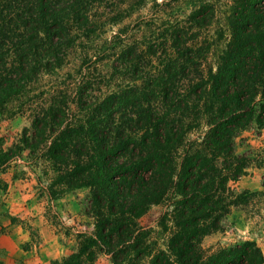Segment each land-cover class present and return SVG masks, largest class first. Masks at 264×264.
I'll return each mask as SVG.
<instances>
[{"label": "trees", "instance_id": "1", "mask_svg": "<svg viewBox=\"0 0 264 264\" xmlns=\"http://www.w3.org/2000/svg\"><path fill=\"white\" fill-rule=\"evenodd\" d=\"M106 1L0 0V113L61 69L72 48L93 41L99 26L91 12ZM214 11L196 2L163 41H120L114 74L133 76L103 95L92 92L86 52L79 75H71L73 96L46 91L31 128L0 149V167L26 154L34 172L49 176L53 199L90 189L94 230L79 232L78 247L52 264H98L101 253L113 264H264L252 239L208 255L202 246L232 207L255 195L232 186L252 162L235 141L254 124L264 128V0H232L219 34L224 45L207 66L210 45L199 36ZM160 203L167 204L158 222L163 242L138 221Z\"/></svg>", "mask_w": 264, "mask_h": 264}, {"label": "rangeland", "instance_id": "2", "mask_svg": "<svg viewBox=\"0 0 264 264\" xmlns=\"http://www.w3.org/2000/svg\"><path fill=\"white\" fill-rule=\"evenodd\" d=\"M200 1L210 2L215 8L212 23L201 29L199 36L200 44L210 45L206 65H215L218 53L225 42L219 34L226 30V16L232 0H108L94 7L91 12L99 26L93 41L72 48L67 63L61 69L33 82L27 88L25 95L10 103L0 113V149L12 147L20 140L23 133L31 128L35 107L49 97L46 91L56 88L68 89L73 96L71 83L75 80L73 77L79 75V67L86 57V52L93 57L87 66L93 82L92 92L95 95H103L133 76L129 72L114 74V66L119 61L118 52L122 45L120 41H133V43L137 41L144 43L154 39L163 41V37L169 33L171 23L185 19L194 3ZM121 13L124 15L123 18L119 17ZM117 34L121 36L120 39L115 37ZM169 53L171 54L172 51ZM159 55L160 52L158 57ZM153 63L154 65L158 63L157 57H153ZM71 106L75 112L79 111L76 103ZM204 130L205 125L202 124L193 132L192 138H196ZM235 147L238 154L250 155L252 162L247 174L232 183V186L237 190L248 189L255 195L245 205L232 207L224 219L222 230L204 237L202 246L206 255L217 248L230 246L246 239L255 240L258 245L264 243V128L259 129L254 124L242 131L236 138ZM25 155L22 158L12 159L0 167V232L4 230V221H25L20 215L10 213L11 207L19 209L23 206L24 198L21 197L25 192L29 195L27 202L41 203L45 217L52 222L58 232L73 234L71 236L74 241L73 249H76L79 244V232L94 230V219L87 212L90 189H75L59 197L70 194L69 197L80 203L79 211L73 207L63 209L67 210L64 217L71 218V221L76 223L65 222L62 209L56 204L59 198L49 197L45 190V186L50 181L49 176L41 174L40 168L34 172L32 167L27 165L28 159ZM39 174L42 177L41 182L38 179ZM166 209V203L151 205L138 219L142 226L156 229L154 237L159 238L160 242L164 241L165 236L161 233L158 222ZM73 227L78 231L73 230ZM36 230H33V234L39 235ZM103 261L106 262L104 256L100 259L101 263ZM0 263L3 264L2 261Z\"/></svg>", "mask_w": 264, "mask_h": 264}, {"label": "crops", "instance_id": "3", "mask_svg": "<svg viewBox=\"0 0 264 264\" xmlns=\"http://www.w3.org/2000/svg\"><path fill=\"white\" fill-rule=\"evenodd\" d=\"M69 195L66 194L59 198L56 204L62 209L65 222L71 224V222H76L71 221V218L64 217L67 210L63 209L73 207L79 211L80 203ZM21 198H24L23 206L19 209L11 207L10 213L16 216L20 215L25 221L3 222L4 230L0 232V261L3 264H52L53 261L61 260L71 253L74 247L71 237L73 234L66 235L58 232L52 222L45 217L41 203L27 202L28 194L24 192ZM72 217L74 219V214ZM34 229H37L36 232L39 235L33 234ZM72 229L77 230L75 227ZM259 245L264 251V243H259ZM102 256L106 258V262H100ZM97 263L113 264L110 256L104 253L99 255Z\"/></svg>", "mask_w": 264, "mask_h": 264}]
</instances>
